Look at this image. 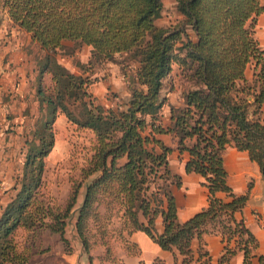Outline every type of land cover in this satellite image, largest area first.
<instances>
[{
  "label": "trees",
  "instance_id": "16d2710c",
  "mask_svg": "<svg viewBox=\"0 0 264 264\" xmlns=\"http://www.w3.org/2000/svg\"><path fill=\"white\" fill-rule=\"evenodd\" d=\"M0 2L13 23L45 52L37 79L49 74L53 83L49 89L38 86L36 95L46 118L26 140L19 187L0 214V264H28L29 251L19 249L15 239L18 228H48L68 243L66 219L78 188L62 211L51 207L43 191L45 158L54 146L52 125L59 113L95 136L83 169V177L91 179L75 222L85 250L88 218L95 202L104 197L107 209H121L128 235L144 232L162 250L181 255L182 264H192V241L202 240L209 225L219 227L224 242L220 264H227L238 251L243 253L242 264H252L257 241L235 218L249 190L236 194L228 184L223 152L227 146L247 151L264 174V49L255 36L257 18L264 12L262 0H176L183 20L175 27L156 24L162 0ZM64 41L90 46V63L121 64L118 55L134 62L129 99L109 107L97 102L88 90L91 75L76 74L58 61L56 51ZM174 63L192 87L183 93L181 105L169 106L165 124L161 110L167 98L161 92ZM169 133L177 138L179 155L187 154L185 171L199 174L208 191L207 206L185 221L178 219L172 190L182 185V176L171 170L173 148L160 138ZM158 217L161 232L155 229ZM203 255L201 264H210L200 245ZM157 263L165 264L155 258L153 264Z\"/></svg>",
  "mask_w": 264,
  "mask_h": 264
},
{
  "label": "rangeland",
  "instance_id": "374dc122",
  "mask_svg": "<svg viewBox=\"0 0 264 264\" xmlns=\"http://www.w3.org/2000/svg\"><path fill=\"white\" fill-rule=\"evenodd\" d=\"M162 2L163 11L157 18L156 24L163 27L179 26L183 16L176 10V0H162ZM187 29L193 37L190 28ZM258 34L257 36H259ZM44 54L45 52L31 40L30 34L13 23L0 2V64L11 63L13 65L19 63V61L16 62L17 59L27 55L28 61H31L32 65L39 69V62ZM81 54L86 59L83 64L85 68L78 64V69L75 68L73 71L84 70V72L89 71L92 74L100 68L99 65L90 63L93 61L91 60V50L83 44L68 41L56 51L59 61H72L73 65L76 60L79 62L78 58L82 57ZM87 55L90 57L88 58ZM117 59L122 63L115 62L116 65L129 82L135 72L136 64L127 60V56L124 55H118ZM11 64L10 69H12ZM68 64L70 65V63ZM35 67L33 71L36 70ZM247 76L248 78L252 76L251 67L247 71ZM29 82L30 84L25 87L27 96H24V91L20 95L18 90L20 87L16 84L13 90H10L11 88L0 90V214L19 187L28 147L26 140L33 137V131L46 118V112L37 99L38 86L41 85L43 89L53 86L49 74L43 75L41 80L31 78ZM2 86L0 72V87ZM99 86V84L95 85L96 88ZM107 86L108 91L106 90L101 95L94 94L98 93L94 85H89L88 90L96 97L97 102L105 105L109 98L114 97L113 88L115 86L110 83ZM191 87V83L184 77L178 64L174 63L172 72L165 79L161 92V95L167 98L164 109L168 111L170 105H181L183 93ZM102 89L103 87H101V91ZM52 126L54 146L45 158L43 173L45 198L54 210L62 211L75 188H78V195L76 203L66 219L67 244L63 243L58 233L48 228L34 230L18 228L15 239L19 249L26 248L29 251L28 264H143L144 261L138 262L136 259H139L141 251L147 252V250L145 247H141V250L138 244L132 240V235L127 234L128 229L121 218V209L118 207L107 209V200L104 197L101 201L95 202L96 209L88 218L89 248L88 250L84 249L75 230V222L78 215L77 209L83 201L86 183L91 179V177H83V169L87 168L93 153L95 136L91 130L79 128L68 121L63 113L57 115ZM210 228H212L211 225L208 226V229ZM138 250L139 253H137Z\"/></svg>",
  "mask_w": 264,
  "mask_h": 264
},
{
  "label": "crops",
  "instance_id": "0c3cea01",
  "mask_svg": "<svg viewBox=\"0 0 264 264\" xmlns=\"http://www.w3.org/2000/svg\"><path fill=\"white\" fill-rule=\"evenodd\" d=\"M262 3L264 4V0H262ZM257 33H259V36H257ZM255 36L261 47L264 49V12H262L257 18ZM66 42L68 41H64L63 44ZM85 46L91 50L90 46ZM87 56L88 58L90 57V55ZM78 59L80 63L76 60L74 65L71 63L72 61L65 60L66 62H61L59 59L58 61L74 73L83 75L90 74L92 79L90 85H94L95 90L98 92L94 94L101 95L103 92H106L108 89V83L115 86L113 88V95L116 94L117 96L109 98L107 104L104 105L101 103L102 105L106 107L115 106L117 102L127 101L129 99L130 90L128 84L133 79V76L130 77L131 79L129 78L130 81L128 82L125 74L121 73L118 65L111 61L102 62L101 64L95 63V65H99L100 68L96 69L92 74L86 70V72H84V70L73 71L75 68L78 69V64L83 65L86 62V59L83 56ZM28 60L29 57L27 59V55H24L22 58L17 59L16 62L19 61V63H14L13 65L11 63L8 65L0 64L1 79L3 81V86L0 87V90H7L9 88H11L10 90H13L14 85L16 84L20 87L18 89L20 95H22L24 91V96H27L25 87L30 84L29 81L31 78H38V68L32 65L31 61ZM68 63H70V65ZM10 64L12 69L9 67ZM34 67L36 69L35 71H33ZM98 84L100 86L96 88L95 85ZM101 87H103L102 91ZM161 114L163 122L168 124L170 120V109L166 111L163 106ZM160 138L166 145L173 148V151L169 155V165L171 170L182 176V185L180 187L173 186L172 190L176 200L178 219L179 221H185L207 206L208 191L207 188L201 184L202 177L199 174L194 172L187 173L185 171L187 154L183 153L179 155L176 150L177 138L174 134H163ZM223 162L228 174L227 182L232 187L233 191L236 194H243L249 190L246 204L241 211L235 213V218L238 221L243 222L244 226L253 233L257 241V246L252 251V264H264V174L261 172L258 164L250 159L247 151L238 150L233 146H227L225 148L223 152ZM218 195L223 198L225 197L223 193H219ZM217 228H210L209 231L202 236V240L195 238L192 241V248L194 250V261L192 264H201L206 258V255L200 257V245H203V248L208 252L210 264H220L219 258L223 254L224 242L222 241ZM155 229L157 232L162 231L161 217L156 219ZM131 237L132 240L138 244L140 249L141 247H145L147 250V252L141 251L139 259H136L138 262L144 261L143 264H153L155 258H159L162 259L165 264H182L181 255L177 252L176 255H174L169 251L162 250L159 245L154 243L144 232L136 231ZM242 263L243 253L238 251L231 257L227 264Z\"/></svg>",
  "mask_w": 264,
  "mask_h": 264
}]
</instances>
